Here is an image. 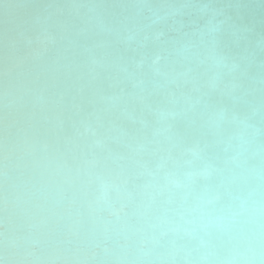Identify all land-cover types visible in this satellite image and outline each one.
Listing matches in <instances>:
<instances>
[{"label": "bare ground", "instance_id": "bare-ground-1", "mask_svg": "<svg viewBox=\"0 0 264 264\" xmlns=\"http://www.w3.org/2000/svg\"><path fill=\"white\" fill-rule=\"evenodd\" d=\"M0 264H264V0H0Z\"/></svg>", "mask_w": 264, "mask_h": 264}]
</instances>
